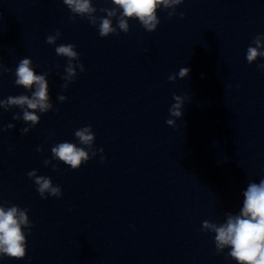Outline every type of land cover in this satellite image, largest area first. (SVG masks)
Returning a JSON list of instances; mask_svg holds the SVG:
<instances>
[{
  "label": "clouds",
  "instance_id": "obj_1",
  "mask_svg": "<svg viewBox=\"0 0 264 264\" xmlns=\"http://www.w3.org/2000/svg\"><path fill=\"white\" fill-rule=\"evenodd\" d=\"M69 11L76 16L86 18L90 24L97 27L99 36L102 38L110 35H119L120 32L127 33L130 29L129 20H138L141 26L148 32H153L160 24L157 15L159 9L163 8L168 11V16L177 15V6L184 3V0H111V8L94 7L93 0H62ZM105 13L104 16L96 15L97 12ZM182 17L184 13H179ZM113 19L116 25H113ZM119 30V31H118ZM61 36L59 30L55 35L46 37V43L55 45L57 39ZM254 45V46H253ZM74 44H60L55 47L58 56L67 58V65L64 69L62 79L65 83L64 89L68 88L69 83L77 75V68L84 71L83 64L78 63L79 53L75 50ZM264 57V34L257 35L252 44L246 50V60L249 64L257 61L258 58ZM77 61V63H73ZM258 69H264V64H258ZM11 69L4 67L0 62V75L9 72ZM190 68L182 67L178 76L184 79L189 76ZM15 85L23 87L31 92V95L20 94L9 96L7 99H0V108L10 110L12 108L20 109V114L13 115L14 120L22 119L31 127L40 123L41 116L37 113L44 114L53 109V104L49 95V84L47 73L37 74L33 67V61L30 58H23L19 61L15 72ZM176 75H170L169 80L175 81ZM57 99L64 102L67 97L59 95ZM175 103L169 109L171 117L182 118L183 106L186 97L174 95ZM166 123L175 126V119H168ZM15 125L9 123L6 128L12 129ZM3 129H0L2 131ZM23 134H27L30 128L25 127ZM75 137L81 146L72 142H60L51 148L52 159L58 160L71 169H79L83 164L97 155L102 153L103 148L93 150L95 134L91 126H85L75 131ZM37 151H42L38 148ZM101 160L104 157L101 156ZM44 164L50 165L52 161L45 159ZM53 170H57L56 165H52ZM33 179L36 190L42 198L48 195L60 197L62 189L59 185H54L51 178L37 175L36 170L27 174ZM226 220L221 224L205 220L202 222V230L214 233V243L217 253L230 249L228 256L235 260L237 264H264V178L258 183L250 182L243 192V204L238 214L228 212L225 214ZM31 230L32 223L28 216L27 209H21L18 206H4L0 201V258L5 256L21 260L27 255V235L24 229Z\"/></svg>",
  "mask_w": 264,
  "mask_h": 264
}]
</instances>
